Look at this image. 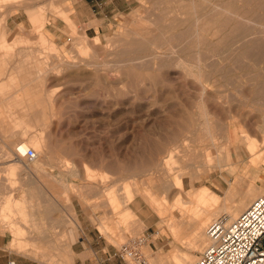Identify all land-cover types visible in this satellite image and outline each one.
<instances>
[{"label":"rangeland","instance_id":"1","mask_svg":"<svg viewBox=\"0 0 264 264\" xmlns=\"http://www.w3.org/2000/svg\"><path fill=\"white\" fill-rule=\"evenodd\" d=\"M127 1L97 34L71 23L69 0H0V238L9 262L71 264L65 255L81 248L83 217L94 248L118 253L140 240L146 264L158 254L172 264L173 251L192 254V264L204 248H192L191 231L175 241L158 217L162 181H182L187 193L195 174V188L219 201L237 184L231 206L249 190L248 206L264 194V49L245 47L261 36L264 5ZM214 125L235 136L216 134L222 167L205 133ZM22 143L35 161L22 158ZM134 207L144 221L136 235L123 225Z\"/></svg>","mask_w":264,"mask_h":264},{"label":"bare ground","instance_id":"2","mask_svg":"<svg viewBox=\"0 0 264 264\" xmlns=\"http://www.w3.org/2000/svg\"><path fill=\"white\" fill-rule=\"evenodd\" d=\"M260 1L264 5V0H260ZM259 26L262 28V30L259 32L261 34V36H259L257 38L258 39L257 41L246 43L245 47L248 50L249 49H251V50L252 49H260V50L264 49V24H259ZM155 36H154V38H155ZM41 39H45V38L41 37ZM155 39H157V38H155ZM150 42L153 43V40ZM5 48H7V47H5ZM259 54H261V53H259ZM38 80H39V78H38ZM257 94L258 95L264 94V84H261L260 87H258ZM222 128L223 127H221V126H215V125L212 127L209 126V127L205 128V133L209 137L210 144L213 146V148L215 149V153H216V159H215L216 163L213 166L217 165L218 167H222V164H221V160L218 158V155H217L218 147L214 145V143H216V142H214L215 137L217 136L216 134L218 132L220 134H222L221 138H223L225 141L230 140V138L235 139L233 132L232 133L229 132L228 128H226V127L224 129H222ZM240 139L242 141H244V146H245V149H246L248 155L249 156H251V155L255 156L256 155L255 151L257 149L256 146L253 143H250L248 141V138L240 137ZM45 148L47 150H49V152L51 153L48 145H45ZM26 149H28V145L26 143H22L20 146V151H22L24 153V151ZM65 151H67V150H65ZM50 156H51V154H49V156L47 155L46 158H49ZM256 161H260V157L257 156L255 161L252 160V164L256 165ZM204 162H208L207 159L206 160L204 159L203 163L199 162V168H202L205 166ZM67 165H68L67 163H63V164L61 163V166H64V168H66ZM27 171L29 173H32V175H33V172L29 168V166L27 167ZM66 172H68V171H66ZM58 174L61 175L62 172L60 171V173H58ZM194 175L195 174H191L190 191H188L187 193L185 192L184 184L182 181L178 180L176 182V184H174V186L171 185L175 189V192H173V193L171 192V195L169 196L171 199L170 200L171 204L167 201L169 199L168 198V194H169L168 192H169V188L171 186L170 187L167 186L166 181L165 182L162 181L161 182L162 187L159 188V190L155 191V192H158L160 196H162L161 202L157 203V205H156V211H157L158 217L163 222H166L165 227L167 228V231L169 232L170 236L172 238H174L175 241H177L178 243H183L182 237H184V235H186V233L188 231H191V233L193 234L192 235L193 239H191V240H193V243L191 245L192 248H196V245H197V247L199 246V250H202L203 248H205V246H207V244H209L207 234H206L207 227L212 222H214L218 219H222L223 221H226V222L233 221L236 217L239 216L238 214L241 211H243L245 208H247V206H248L247 204H249V199L250 198L252 199V197L254 195H256V193L253 192L254 190L253 191L252 190L247 191V197L246 198L241 199L236 204L231 206L230 202L231 203L233 202L232 198L237 193V187H238L237 184L235 186L230 185L228 190L225 191V196L223 198V201H219L218 196H216L207 187L195 188V186H194V179H195ZM62 180H64V179H62ZM65 183H67V182H65ZM153 188L156 189V185L153 186ZM248 188L251 189L250 186H248ZM125 189L128 191V193H130L129 192L130 191L129 186H127ZM135 193L137 194L140 192L139 191L137 192V190H136ZM147 195L148 196L150 195V197H151L153 194L151 193V194H147ZM263 196H264V194L260 193L259 197H263ZM125 201H126L125 205L128 206V204L132 202V198H128ZM169 204H170V206H169ZM134 205L137 207L138 202H136ZM136 207H134L133 209L132 208L128 209L129 214L128 213L127 214L129 215V219H132V220L127 222V223H124V221H123V225H125V229H124L125 233H129L132 235L138 234L140 232V230L144 227V221L141 218L136 219V217H137V211H136L137 208ZM117 224L120 227L121 223L117 222ZM160 257L161 256H159V254H158L157 258L155 257V259H157L158 264H164V261L162 260L163 258L161 259ZM170 259L172 261V264H189V263H191L193 258H192V254L190 255L189 253H186L183 256L180 253H178L177 251H173L170 254Z\"/></svg>","mask_w":264,"mask_h":264},{"label":"built area","instance_id":"3","mask_svg":"<svg viewBox=\"0 0 264 264\" xmlns=\"http://www.w3.org/2000/svg\"><path fill=\"white\" fill-rule=\"evenodd\" d=\"M22 158L32 162L37 155L28 148ZM206 234L209 244L193 264H264V196L252 201L233 221L218 219L212 222ZM140 242L122 245L116 256L124 262L131 260L146 264L136 247Z\"/></svg>","mask_w":264,"mask_h":264},{"label":"crops","instance_id":"4","mask_svg":"<svg viewBox=\"0 0 264 264\" xmlns=\"http://www.w3.org/2000/svg\"><path fill=\"white\" fill-rule=\"evenodd\" d=\"M128 8L129 3L127 0H69L66 12L75 27L80 30L85 29V32H94L96 28V33L100 34L104 33L110 23L114 22L115 17L125 13ZM94 22H98V24L96 25L95 23L96 26L91 25ZM39 215L41 214H36L35 216ZM79 220L83 234L81 248L71 249V253L65 255L71 260V264H122L116 258V253L110 254L104 249L93 247V243L97 241L93 240L90 235L91 223L83 217ZM2 242L3 239L0 238V264H7L9 260L3 253ZM52 257L55 256L53 255ZM16 264L45 263L25 258L19 260ZM67 264H69V261Z\"/></svg>","mask_w":264,"mask_h":264}]
</instances>
